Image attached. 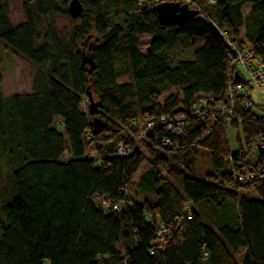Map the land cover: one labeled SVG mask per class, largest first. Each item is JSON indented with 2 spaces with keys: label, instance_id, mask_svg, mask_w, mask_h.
<instances>
[{
  "label": "trees",
  "instance_id": "1",
  "mask_svg": "<svg viewBox=\"0 0 264 264\" xmlns=\"http://www.w3.org/2000/svg\"><path fill=\"white\" fill-rule=\"evenodd\" d=\"M20 1L13 25L0 0V44L33 68L0 88V264H264V105L230 57L264 64V0ZM162 2L198 18L162 25Z\"/></svg>",
  "mask_w": 264,
  "mask_h": 264
},
{
  "label": "rangeland",
  "instance_id": "2",
  "mask_svg": "<svg viewBox=\"0 0 264 264\" xmlns=\"http://www.w3.org/2000/svg\"><path fill=\"white\" fill-rule=\"evenodd\" d=\"M21 1L20 0H8V16L13 25H19L24 21V16L21 10ZM184 3H189L184 2ZM189 5V4H188ZM190 9L192 6H189ZM194 8V7H192ZM57 25L59 28H70L73 26V22L69 18H58L56 20ZM139 39V47L141 50H144L146 45L149 42V35L146 33L138 34ZM91 40L90 37H88L82 45V49L85 51L87 49V45L89 44V41ZM197 45L201 44V41H196ZM87 51V50H86ZM240 66L239 70L241 74L245 77L246 80L250 81L253 85L251 97L252 100L255 103H262L264 105V92H262L260 89L256 87V85H259L261 81H263L264 84V75L263 78H260L259 75L256 74V79H253V76L248 72L246 69H241ZM0 70L2 71V82L0 84L1 91L4 95L11 94V93H21V92H27L30 89V76L33 72V68L24 60L19 58L17 55L13 54L12 52L6 50L1 44H0ZM89 104V102H88ZM82 109L83 111H86L89 109V105H87V101H84L82 103ZM257 110V108H256ZM88 112V111H86ZM260 114L264 112V107H262L261 111L258 110ZM228 140L230 147L232 150H235L236 148V142H235V133L229 132L228 133ZM204 159H202L201 162H198L196 164L197 169L199 170L200 164H202ZM150 166L149 163L144 162L140 166L139 172L135 174L134 181H136L140 175L141 172H143L145 169H147ZM203 168V165L201 166ZM246 180L245 178H243ZM246 183V182H244ZM2 184V179L0 177V185ZM128 194L130 196H135L136 190L135 187H130L128 189Z\"/></svg>",
  "mask_w": 264,
  "mask_h": 264
},
{
  "label": "water",
  "instance_id": "3",
  "mask_svg": "<svg viewBox=\"0 0 264 264\" xmlns=\"http://www.w3.org/2000/svg\"><path fill=\"white\" fill-rule=\"evenodd\" d=\"M155 10L157 12L159 23L162 25L166 24H176L181 25L184 22L190 20L191 18L197 19V11L194 9H190L187 4H179L176 2H162L159 3ZM83 11V4L79 0H70L68 4V13L71 18H76ZM89 61V59H86ZM239 74L235 73V79L238 82H243L241 78H239ZM90 98V112L91 114H96V102L93 101L91 94L88 93ZM103 127V122L95 118L93 121V133L98 134Z\"/></svg>",
  "mask_w": 264,
  "mask_h": 264
},
{
  "label": "built area",
  "instance_id": "4",
  "mask_svg": "<svg viewBox=\"0 0 264 264\" xmlns=\"http://www.w3.org/2000/svg\"><path fill=\"white\" fill-rule=\"evenodd\" d=\"M230 57L232 59V63L237 64L238 66H241L243 69L248 70L250 74L253 76V79L255 80L256 74L260 76V78H263L264 75V64L263 62L255 57L251 51H237V50H230ZM258 89H260L262 92H264V84L263 81L259 85H256ZM261 118H264V112L260 115ZM182 122V120L178 121L179 124ZM254 146H263L264 144V136L262 138L258 137L255 140ZM250 176H239L238 179H240L242 182H248L250 178H252L251 174H248ZM245 178L246 180H244Z\"/></svg>",
  "mask_w": 264,
  "mask_h": 264
},
{
  "label": "bare ground",
  "instance_id": "5",
  "mask_svg": "<svg viewBox=\"0 0 264 264\" xmlns=\"http://www.w3.org/2000/svg\"><path fill=\"white\" fill-rule=\"evenodd\" d=\"M259 147V146H258Z\"/></svg>",
  "mask_w": 264,
  "mask_h": 264
}]
</instances>
